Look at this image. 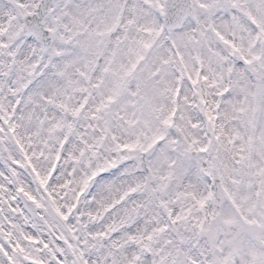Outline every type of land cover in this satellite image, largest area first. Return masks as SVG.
<instances>
[{
  "label": "snow or ice",
  "instance_id": "snow-or-ice-1",
  "mask_svg": "<svg viewBox=\"0 0 264 264\" xmlns=\"http://www.w3.org/2000/svg\"><path fill=\"white\" fill-rule=\"evenodd\" d=\"M0 264H264V0H0Z\"/></svg>",
  "mask_w": 264,
  "mask_h": 264
}]
</instances>
